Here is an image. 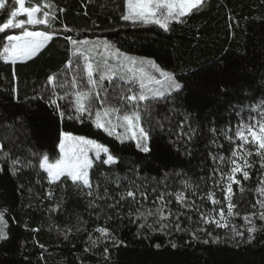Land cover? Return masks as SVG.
<instances>
[{
  "label": "trees",
  "instance_id": "1",
  "mask_svg": "<svg viewBox=\"0 0 264 264\" xmlns=\"http://www.w3.org/2000/svg\"><path fill=\"white\" fill-rule=\"evenodd\" d=\"M25 7H39L48 18L46 25L0 33V211L8 222L0 264H264V149L249 143L231 193L220 184L240 146L237 132L264 123V0H204L198 10L169 18L167 30L123 20L127 0H25ZM18 8L6 0L0 26ZM19 20L26 17L14 22ZM25 29L53 38L33 59L6 62L8 36ZM69 38H100L153 59L184 87L167 99L129 102L127 96L138 95L137 85L100 81L98 73L96 85L89 84L88 60L73 55ZM49 75L55 76L51 83ZM82 92L89 94L90 116L77 111ZM102 109L121 117L137 113L142 126L154 129L150 151L97 128ZM186 116L183 132L188 124L197 128L192 141L177 135ZM64 133L92 139L114 157L110 165L101 163L106 155L93 158L91 188L68 176L52 182L41 169L45 155L50 162L61 159ZM226 195L235 205L231 216ZM233 227L244 235L236 236ZM252 227L256 231L249 233Z\"/></svg>",
  "mask_w": 264,
  "mask_h": 264
},
{
  "label": "snow or ice",
  "instance_id": "2",
  "mask_svg": "<svg viewBox=\"0 0 264 264\" xmlns=\"http://www.w3.org/2000/svg\"><path fill=\"white\" fill-rule=\"evenodd\" d=\"M204 2V0H181L179 4H174V3H166L162 5L163 7H166L168 9V16L164 18V21L162 22L160 19H155L151 20L149 19L154 15L153 12L149 11V4L146 2H141V0H137V2H133V0H127V14L122 15V19L125 21H137L141 20L144 23H154L156 25H159L160 28L167 30V20L169 18H175L179 16H183L186 13L190 12L193 9L198 10V6L201 5ZM15 4L19 5V8L17 10L11 11L10 16L7 20L6 23H3L2 26H0V33L5 32L6 29H11V28H20L23 29L25 24L27 23L28 25H37V24H43L47 22L48 18V13L44 12V17L45 20H40L35 17V14L39 12L41 9L39 7H34V8H27L25 7V0H14ZM160 6V5H158ZM6 7V0H0V10L5 9ZM45 7H48V5H45ZM175 9V11H174ZM63 11V10H62ZM24 14L27 16V21L24 20H19L18 22H14L15 18L20 15ZM52 36L47 33V32H30L27 31L26 29L23 32L22 36H8V40L11 41H17L18 43L16 45H13L11 47V52L10 55L13 58V62H15V59L19 56L27 57V58H32L36 54H38L44 47L45 45L52 40ZM70 39V38H69ZM71 44L74 46V52L73 55L75 56L78 52H80L81 48L88 45L89 41L84 40V41H78L76 39H70ZM104 46L106 48L108 47H113L112 45H109L107 41L104 42ZM5 54H9V48L5 47L4 49ZM117 54L120 56H124L123 53L119 52L117 50ZM125 59L127 60H132L135 61L134 57H129L125 56ZM69 65H71L72 61L69 60L67 61ZM151 63V61H149ZM155 67V65H153ZM86 70H87V77H88V83L92 85H96V81L93 80V65L88 63L86 64ZM157 71H160L159 68H157ZM160 75L165 78L164 81L161 80H156L155 82L157 84L164 83L167 85L166 91L168 93H171L173 90L179 91L183 89V85L179 82L176 81V79L173 77V74L167 71H161ZM48 82L51 83L55 79L54 75H49L48 76ZM105 79L104 75L100 76V81H103ZM110 79V77H109ZM131 92V88L128 89ZM15 91V90H14ZM85 96L87 94L85 93ZM155 98H164L167 99V96L164 91H159L154 94ZM44 97L42 96L41 99ZM99 98V97H97ZM80 97H77V111L83 115V113L87 112L89 116L91 115L92 112V105L89 104L87 107H85V104L80 102ZM121 99H124V97H121ZM126 99L129 102L132 101H146L149 99L144 94H139V95H129L126 97ZM104 101L102 100L101 103ZM52 104L55 105L58 114L63 117L64 112L60 110V106L58 104H55V101L51 102ZM96 127L97 128H103L109 135H112L114 132V128H108L106 127L103 123L100 122V112H96ZM140 117L137 113L133 112L131 116L125 115L123 117V120L126 122L127 128L132 130V129H138L137 131H132V138L136 140V147L141 149L143 152L147 153L150 151V147L145 146V142L150 140V131L154 130L151 127L147 126H141L138 123H134V121H139ZM186 123H188V118L187 116L182 119L179 123V128L180 132L177 133V135H183L186 137L188 141H192L195 134L197 133V128L193 124H188V131L183 132V129L185 128ZM157 125H160V121H157ZM214 130V129H213ZM171 131V129H169ZM249 131L251 132V135L254 140H256L259 144L260 149H264V124L260 125V130H259V135H257L256 131L252 130V127H249ZM63 136L67 137L68 134H62ZM237 135L242 141H246L247 137L242 133V132H237ZM117 139H119V136H117ZM91 148L92 150L95 151L96 158L100 159L101 153H109V148L104 147L101 144L96 143L95 141L91 139H85L83 137H80L76 140V143L71 146V155L67 156V162L65 157H62L60 160H58L55 165H48L47 171L49 176L52 178L53 181L58 180L61 176L67 175L68 177L71 178V180L75 183L77 181H82L83 185L85 187L91 188L90 180H89V169L92 168V161L88 159V149ZM59 149L61 153H65V142L62 139L61 142L59 143ZM190 154V153H189ZM235 151L232 152V155L235 156ZM67 155V154H66ZM44 164L41 165V167H44L45 164H47V161L49 157L47 155L44 156ZM114 162V157L112 154H108L106 159L101 160V163L105 165H110ZM13 164L16 163L14 160L12 162ZM241 169L237 166L232 169V173L239 172ZM0 171H3L2 167H0ZM243 177L245 180L249 179V172L244 171L243 172ZM229 180H234V176L230 175L228 177ZM238 183V181H237ZM155 190V189H154ZM227 191L231 193L232 188L231 185L228 186ZM91 194V193H89ZM136 193L134 191H128L127 196L128 197H135ZM141 195H144L146 198V194L141 192ZM159 200L163 201L164 200V195L161 194L158 197ZM178 199H182V197H178ZM225 199L228 200V215L231 216L233 214L232 210L235 207V205L231 202V197L230 196H225ZM214 203H219V201H213ZM255 207V205H253ZM260 207L264 208V202H260ZM157 211H161L158 209ZM238 214V213H237ZM4 212H0V222H3L4 219ZM140 215H144L143 213H140ZM254 215V214H253ZM220 218L221 221L224 220V210H220ZM161 220L165 219V217L161 214L160 217ZM245 220H249L248 216L244 217ZM259 219L261 221H264V212H261L259 215ZM209 221L205 219V223H208ZM213 223L216 224V226L219 227H227L226 223H221L220 221H212ZM143 226V225H142ZM164 226L162 225V228ZM177 229H179V225H176ZM261 230H264L262 228ZM99 232L107 233V229L105 228H100L98 229ZM187 231V229H185ZM199 231H206V229H200ZM232 231L235 233L236 236H242L244 235L242 232L236 231V229L233 227ZM256 229L254 227L249 228L248 232L253 233L255 232ZM195 235V233H193ZM207 235L211 236V232H207ZM253 237H249V239H252ZM204 243H208V240H204ZM175 247V245H172ZM43 247V245H41ZM157 248H159V245H156ZM87 251V249H86ZM105 252H107V248H105Z\"/></svg>",
  "mask_w": 264,
  "mask_h": 264
},
{
  "label": "rangeland",
  "instance_id": "3",
  "mask_svg": "<svg viewBox=\"0 0 264 264\" xmlns=\"http://www.w3.org/2000/svg\"><path fill=\"white\" fill-rule=\"evenodd\" d=\"M133 2L135 3V2H137V0H133ZM141 2L148 3L149 4V11L154 13V15L152 17H150L149 19H151V20L160 19L163 22L164 18H166L168 16V9L166 7H163L162 5H164L166 3L179 4L181 2V0H141ZM158 5H160V6H158ZM174 11H175V9H174ZM41 12H42L41 10L39 12H37L35 14V17L37 19H40V20H45V17L40 14ZM18 16L19 17L25 16L26 21H27L26 15L20 14ZM129 21H131V20H129ZM131 22H134V21H131ZM135 22H143V21L137 20ZM46 24H47V22L43 23V24H37V25H28L26 23L25 25L26 26H38V25H46ZM152 24H154V23H152ZM27 31H30V30H27ZM30 32H40V31H30ZM22 35H23V33L18 35V36H22ZM78 41H84V40H78ZM87 41H89V44L82 47L80 52H78V53H82L87 58L88 63L93 65V69H94L93 75L98 73V74H100V76L104 75V77H105L104 80H109V77H110V79L119 78V79H123V80L129 81V82L135 83L139 89L138 95L144 94L147 97H149V99L155 98L154 94L156 92H159V91H164L166 96L171 95L172 93L176 92V90H173L171 93H168L166 91V89H167L166 84H164V83L157 84L155 82L156 80L164 81L165 78L160 75V72L164 71V70L161 69L160 66L158 64H156L153 59L141 57V56H138L135 54L124 53V52L119 50V52L124 54V56H120L117 54L118 49L115 48L109 42H108V44L112 45L113 47L106 48L104 46V42L106 41L104 39L96 38V39H90ZM17 43H18L17 41H11L10 42L8 40L5 47L9 48V54H5L4 50H3V57H4V60L6 62L23 63V62L29 61V60L33 59L34 57H36L46 47V45L49 42L45 45V47L38 54H36L32 58L29 59L27 57L19 56L15 59V62H13V58L10 55L11 47L13 45H16ZM72 49L74 52V46L73 45H72ZM125 56L134 57L135 61L125 59ZM149 61H151V63H149ZM153 65H155V67H153ZM157 68H159L160 71H157ZM85 93L86 92H82V93H78L76 95V107H77V97L78 96L81 98L80 102L86 104V102L88 101L89 94L86 93L87 96H85ZM99 112H100V122L103 123L108 128H114V132L110 136L114 137L115 139H117V136H119V139H117V140L121 143L127 142V141H134L136 143V140L132 138V131H137V133H138V129H132V130L128 129L126 122L123 120V117L117 115L113 111H110L107 109H102ZM96 119L97 118L95 117V125H96ZM134 123H138L141 125V119H139V121H134ZM261 124H264V123L263 122H255L253 125H250L252 127V130L257 132V135H259V130H260ZM250 126H245L239 131V132H242L247 137V139H246V141H242L238 136L240 146L236 150L234 161L232 162L230 169H228V171L225 172L224 178H220V184L222 186V189H224L227 194H229V192L227 191L228 186L234 183L235 174L237 173L236 172L233 174L232 169L234 167L238 166L241 169L240 171L244 170L245 154H246V150H247L246 146L249 143H251L252 145H255L258 149H260L258 142L253 139L251 132L249 131ZM100 129L104 130L103 128H100ZM78 138H80V136H74L72 134H68V136L65 137L62 135V139L65 142V153H61V158L65 157L66 162H67V156L71 155V151H70L71 146L76 143V140ZM83 138H85V137H83ZM85 139H89V138H85ZM148 142L149 141L145 142V146H148ZM87 155H88V159L92 161V165H93V158H96L95 151L92 150L91 148H89ZM101 155L107 156L108 153H101ZM55 163L56 162H50L48 160L47 164H45L44 167H41V169L47 173L50 181H52V182H53V180L48 174L47 167H48V165H55ZM42 164H44V159L41 162V165ZM90 171H91V169H89V180H90ZM230 175L234 176V180L228 179V177ZM64 176H67V175H64ZM61 177H63V176H61ZM55 181H57V180H55ZM78 182L82 183V181H78ZM7 228H8V222H7V219L4 215L3 222H0V241L7 237Z\"/></svg>",
  "mask_w": 264,
  "mask_h": 264
}]
</instances>
